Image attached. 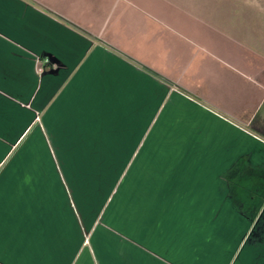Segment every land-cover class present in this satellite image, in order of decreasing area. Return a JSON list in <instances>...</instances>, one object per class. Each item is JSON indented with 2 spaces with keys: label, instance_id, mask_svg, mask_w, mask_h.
Listing matches in <instances>:
<instances>
[{
  "label": "crops",
  "instance_id": "crops-1",
  "mask_svg": "<svg viewBox=\"0 0 264 264\" xmlns=\"http://www.w3.org/2000/svg\"><path fill=\"white\" fill-rule=\"evenodd\" d=\"M239 12L0 0V264H264V9Z\"/></svg>",
  "mask_w": 264,
  "mask_h": 264
},
{
  "label": "rangeland",
  "instance_id": "rangeland-1",
  "mask_svg": "<svg viewBox=\"0 0 264 264\" xmlns=\"http://www.w3.org/2000/svg\"><path fill=\"white\" fill-rule=\"evenodd\" d=\"M206 1L212 3L215 7H218L220 9L227 8V9H232L235 12H239L243 9V11L245 10V14L243 13L244 17L249 18L251 23H256V25L262 24V9H264V0H206ZM239 14L241 13L239 12ZM236 18H238L237 15ZM108 168L114 170L115 162H108ZM110 181L111 178H108V186L112 184V181L111 182ZM106 197H107L106 210L102 215L103 219L106 218L107 220H116V216L113 212L115 208L121 210L125 208L127 205L126 208L129 209V202L126 201L122 202L119 200L116 203L115 193L108 192L106 194ZM118 216H120V214Z\"/></svg>",
  "mask_w": 264,
  "mask_h": 264
}]
</instances>
